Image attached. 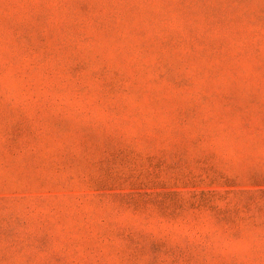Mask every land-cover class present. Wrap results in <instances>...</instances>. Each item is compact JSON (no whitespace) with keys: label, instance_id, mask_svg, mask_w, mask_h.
Wrapping results in <instances>:
<instances>
[{"label":"rangeland","instance_id":"374dc122","mask_svg":"<svg viewBox=\"0 0 264 264\" xmlns=\"http://www.w3.org/2000/svg\"><path fill=\"white\" fill-rule=\"evenodd\" d=\"M0 264H264V0H0Z\"/></svg>","mask_w":264,"mask_h":264}]
</instances>
